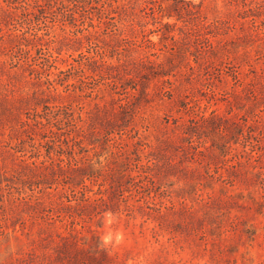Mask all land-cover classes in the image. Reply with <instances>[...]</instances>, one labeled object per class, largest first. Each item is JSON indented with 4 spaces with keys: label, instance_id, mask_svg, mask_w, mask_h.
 Wrapping results in <instances>:
<instances>
[{
    "label": "rangeland",
    "instance_id": "1",
    "mask_svg": "<svg viewBox=\"0 0 264 264\" xmlns=\"http://www.w3.org/2000/svg\"><path fill=\"white\" fill-rule=\"evenodd\" d=\"M0 264H264V0H0Z\"/></svg>",
    "mask_w": 264,
    "mask_h": 264
},
{
    "label": "clouds",
    "instance_id": "2",
    "mask_svg": "<svg viewBox=\"0 0 264 264\" xmlns=\"http://www.w3.org/2000/svg\"><path fill=\"white\" fill-rule=\"evenodd\" d=\"M113 219L109 214L106 218V229L105 234L101 237L102 242L105 246L119 245L124 240V234L122 232H113L107 228V225H111L113 223Z\"/></svg>",
    "mask_w": 264,
    "mask_h": 264
}]
</instances>
